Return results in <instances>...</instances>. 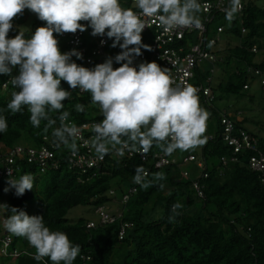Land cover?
<instances>
[{
    "label": "trees",
    "instance_id": "obj_1",
    "mask_svg": "<svg viewBox=\"0 0 264 264\" xmlns=\"http://www.w3.org/2000/svg\"><path fill=\"white\" fill-rule=\"evenodd\" d=\"M130 2L121 0V6L129 8ZM32 15L34 17L29 27L20 28ZM240 16L245 33H241L234 18L225 28L227 34L234 37V43L227 40L221 49L219 45L213 47V53L218 55L219 52L222 58L213 63H203L197 79L192 80L210 89L206 99L200 92L197 94L199 103L208 113L203 135L213 134V137L199 146L196 152L186 151L183 155L178 150L173 152L168 157H173L175 161L161 167H153L150 160H141L136 152H125L122 157L105 155L95 172L69 166L66 160L69 149L56 141L52 129L59 126L58 117L62 111L69 112L66 121L75 125L93 121L98 123L102 116L98 106L92 104L89 93H78L77 89H70L62 80L61 87L70 91L71 95L62 101V109L49 113L55 124L45 129L46 121L42 120L39 127H33L26 107L17 113L6 109L11 93L18 91L11 83L16 69L11 75H0V114L5 116L8 124L7 131L0 134V144L10 148L22 139L24 144L38 147L43 144L49 146L52 141L57 146L50 150L58 160L56 168L49 167L44 173H39L36 162H28L25 157L18 159V170L12 177L31 173L34 177L33 190H26L22 196L14 195L11 188L5 192L9 177L0 175V204L22 208L28 215H41L51 231L66 233L73 244L80 246L73 264H264V184L258 177L259 173L247 166L248 155L255 152L239 153L238 160L234 162H220L222 156L230 155L229 146L222 141L220 115L233 111L230 117L235 126L243 128L234 113L248 108L233 107L231 99L248 93V100H252L254 95L249 93L251 79H264V4L243 0ZM221 18L225 19V15ZM212 23L213 20L207 24L208 32L215 31L219 24ZM12 24L9 37L21 31L28 38L45 22L30 10H23L13 17ZM141 38L144 44L146 34ZM82 43L85 46L82 59L77 60L73 56L72 60L89 68L85 57L95 47L96 39L85 33ZM110 45L108 42L104 47L107 58L121 51L118 46ZM57 47L63 53L66 44L61 40L57 42ZM252 47H256L257 51L253 52ZM216 62L220 63L221 70L215 75ZM113 65L119 67V64ZM254 68L260 70L259 75L253 72ZM258 88L264 94L260 85ZM77 103L84 105L82 112L75 110ZM262 131L261 134L247 132L257 138V147L264 152V128ZM84 133L86 136L94 135L92 127ZM81 148L77 142V151H81ZM158 151L161 150L153 146L148 152L152 155ZM188 152L202 160L201 171L193 162L194 168L187 167L189 164L180 166L182 157ZM138 165L147 170L149 180L157 172L163 173L165 178L141 187L132 181ZM183 168L188 170L185 176L182 174ZM194 182L201 188L202 195L197 194ZM133 186L135 191L129 193L126 202H119L114 209L110 207V213L114 216L111 222L94 223L92 227L88 226V222L93 220L91 218L78 216L71 220L66 216L69 209L77 205L93 206L96 215L95 207L112 203L113 200L118 202ZM176 203L180 204V208L172 207ZM116 212L120 215H116ZM1 214L7 217L9 213ZM170 216L173 217L171 221ZM122 222L130 224L123 228V235L119 239ZM3 232L5 230L0 227V249ZM9 236L11 241L6 247L7 252L4 254L0 250V264H51L47 257L36 261L35 249L25 238L10 233ZM13 248L19 254L10 255Z\"/></svg>",
    "mask_w": 264,
    "mask_h": 264
},
{
    "label": "clouds",
    "instance_id": "obj_2",
    "mask_svg": "<svg viewBox=\"0 0 264 264\" xmlns=\"http://www.w3.org/2000/svg\"><path fill=\"white\" fill-rule=\"evenodd\" d=\"M227 3L225 20L230 23L241 11L243 0ZM135 8L139 12L122 7L121 0H0V75H11L16 69L11 83L18 89L11 93L6 109L17 113L26 107L32 126L39 127L44 120L47 129L56 122L49 113L62 109V101L71 95L61 87L63 80L70 89L89 93L92 104L99 108L102 119L93 124L94 135L89 141L97 159L109 154L122 157L125 152L146 154L153 146L165 156L203 146L208 113L199 104L198 90L191 85L175 84L168 69L155 61L134 64L141 49L151 50L142 43L141 32L147 25L142 17L155 18L165 32L181 27L200 29L198 14L202 4L200 0H135ZM24 9L35 13L45 24L28 38L21 31L9 37L13 17ZM86 28L91 29L92 36L111 39L110 46H118L121 51L91 68L77 64L72 57L82 59L81 53L76 49L68 52L63 49L62 53L53 33L82 32ZM114 63L119 67L113 68ZM75 110L82 112L84 105L77 103ZM68 117V111L59 113L60 124L52 129V136L74 155L80 128L65 123ZM7 128L6 118L0 114V134ZM3 147L0 151L7 149ZM147 177V170L138 165L132 181L146 187L165 178L161 172L154 173L150 180ZM7 184L5 192L11 188L14 195L22 196L26 190H33L34 177L24 173L15 178L9 172ZM104 205L109 207L108 203ZM172 207L178 209L180 204ZM6 211L9 214L0 219V227L25 238L35 249L36 261L47 257L51 264H73L80 246L73 244L66 233L51 231L41 215H28L22 208L0 204V213ZM172 219L170 216L169 221ZM91 221L98 223L97 219ZM0 250L7 252V248L3 251L2 242ZM9 254L15 256L19 251L13 248Z\"/></svg>",
    "mask_w": 264,
    "mask_h": 264
},
{
    "label": "built area",
    "instance_id": "obj_3",
    "mask_svg": "<svg viewBox=\"0 0 264 264\" xmlns=\"http://www.w3.org/2000/svg\"><path fill=\"white\" fill-rule=\"evenodd\" d=\"M202 4V10L198 14L202 28L196 29L195 27H181L171 32H165L163 27L159 25V22L155 18L142 17L147 24L141 32V36L146 34L147 38L144 44H147L151 47V50L143 49L141 55L137 60H134V64L140 62H152L155 61L158 65L163 68L168 69V73L171 78L174 80L175 84L180 85L181 87L185 85H191L195 87L200 92L201 95H204V98H208L210 94V89L208 86H203L202 83H194L192 80L197 79L198 72L202 71L203 63H213L218 60V55L213 53V47L218 44L219 33L225 31L223 24H218L215 28V31H207V24L214 20L216 17H221L225 15V8L228 7L227 0H200ZM125 8V7H124ZM133 11L139 12V9L135 8V0H131L130 7ZM28 10V9H24ZM242 10V9H241ZM35 14V13H33ZM36 15V14H35ZM241 11L236 15L235 19L240 26L241 33H245V28L240 24ZM79 23L87 24V21H79ZM91 29L86 28L84 31L77 30L73 32H64L62 34H55L54 37L57 39V42L61 40L66 44L64 52H68L72 49H76L80 53L85 52V46L82 43V38L85 33L90 35ZM96 39V45L92 48L90 55L85 57V62L90 64V67H93L95 64L102 63L106 58L107 54L104 47L107 43H111V39L107 37L94 36ZM103 40V43L101 41ZM253 52L257 51L256 47H252ZM113 68H116V65H113ZM247 70H251L250 67ZM197 71V72H196ZM253 72L255 74H260L258 68H254ZM259 85L262 91H264V79L259 78ZM246 87V85H244ZM78 92V89H77ZM85 92L81 93L84 94ZM199 94V93H198ZM197 94V95H198ZM200 104V103H199ZM203 108V106L200 104ZM240 111L234 113L235 119H237V114ZM221 114L220 115V126H221V135L222 141L229 146L230 155L222 156L220 162L226 164L227 162L237 161L238 154L242 152H255L254 154L248 155V167L252 170H255L259 173L258 177L261 182L264 184V152L258 149L257 147V138L249 135L247 130L242 127H236L234 121L231 119L230 115ZM69 123V122H65ZM95 122L81 123L76 125L80 128V139L77 141L78 144L82 147L81 151H77L74 155L69 151L66 160L68 161L69 166H77L80 169H91L93 172L98 170L99 162L101 159H97L96 153L89 146L91 134L88 136L85 135L84 131L90 129ZM213 134H207L206 141L211 139ZM51 146V148H49ZM48 145H40L38 147L16 144L13 147L7 148L3 151H0V175L8 176L9 172L11 177L18 170V159L25 157L28 162H36L38 166L39 173H44L47 168L52 167L56 168L58 165V160L53 156V152L50 149H53L57 146L54 142L50 141ZM131 154V152H129ZM138 153V156L141 160H150L153 164V167H161L165 164H170L175 161L173 157H168L163 154L162 151L153 153L152 155L148 153ZM193 162L195 167L199 171L203 168L202 160L195 158L193 153H187L182 157L180 166L183 167L189 163ZM182 174L187 175L188 170L186 168L182 169ZM9 171V172H8ZM194 189L197 191L198 195H202L201 188L197 182L193 183ZM135 191V186L128 188L126 193L121 196L119 202L124 203L127 200L129 193ZM112 191H110L111 193ZM95 213L97 215L98 223L105 224L111 222L114 219V216L110 213V210L107 209L106 205L97 206L95 208ZM117 213V212H116ZM116 215H120L117 213ZM2 214L0 213V219H2ZM130 223L122 222L120 224V229L118 232V238L120 239L123 235V228L128 226ZM94 222H88V226L93 227ZM11 238L8 232H5L4 236L1 239L3 251L9 245Z\"/></svg>",
    "mask_w": 264,
    "mask_h": 264
},
{
    "label": "rangeland",
    "instance_id": "obj_4",
    "mask_svg": "<svg viewBox=\"0 0 264 264\" xmlns=\"http://www.w3.org/2000/svg\"><path fill=\"white\" fill-rule=\"evenodd\" d=\"M254 2H256L259 5H263L264 4V0H253ZM34 17V15L28 17V19L24 22V24L21 25L20 28H28L29 27V23L31 22V19ZM216 23L219 24H223L224 27L226 28L230 23L227 22L225 19L221 18V17H216L213 20L212 25H215ZM229 40V42L234 43V37L230 36L229 34H227L226 31L219 33V40H218V47L221 49L222 46L225 45L226 41ZM216 45V46H217ZM222 55L218 52V59H221ZM215 66V75L217 73H219V71L221 70V65L219 62L214 63ZM259 86V79L257 77H253L250 81V90L249 93L253 94V98L252 100H248V93L245 96L242 97H236V98H232L231 102L233 103L232 106L233 107H244L246 106L248 108V110L245 111H240V113H238L237 115V119L239 121H241V125L243 126V128L247 131L253 132L255 134H261L264 128V94H262L258 89ZM230 113H233L230 112ZM21 143H24L22 141V139L19 140ZM198 150V148L196 150H194L195 152ZM186 151H183L182 155L185 153ZM178 153H180V151L178 150ZM189 153V152H188ZM177 154V153H175ZM188 165V164H187ZM186 165V166H187ZM192 163H189V165L187 167L189 168H194L192 167ZM36 174V173H35ZM112 203H108L107 209H110V206L114 209V207H116V205H118L117 201L113 200L111 201ZM94 207L93 206H86V205H77L72 207L71 209H69L68 213H67V218L74 220L76 219L78 216H83V217H87V218H91V219H96V215L94 214L93 211Z\"/></svg>",
    "mask_w": 264,
    "mask_h": 264
},
{
    "label": "crops",
    "instance_id": "obj_5",
    "mask_svg": "<svg viewBox=\"0 0 264 264\" xmlns=\"http://www.w3.org/2000/svg\"><path fill=\"white\" fill-rule=\"evenodd\" d=\"M0 149H4L3 145H0Z\"/></svg>",
    "mask_w": 264,
    "mask_h": 264
}]
</instances>
